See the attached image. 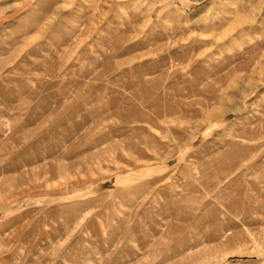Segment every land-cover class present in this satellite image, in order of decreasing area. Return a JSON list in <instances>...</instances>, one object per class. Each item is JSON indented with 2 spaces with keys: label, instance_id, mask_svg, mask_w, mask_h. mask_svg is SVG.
I'll return each mask as SVG.
<instances>
[{
  "label": "rangeland",
  "instance_id": "374dc122",
  "mask_svg": "<svg viewBox=\"0 0 264 264\" xmlns=\"http://www.w3.org/2000/svg\"><path fill=\"white\" fill-rule=\"evenodd\" d=\"M0 264H264V0L0 7Z\"/></svg>",
  "mask_w": 264,
  "mask_h": 264
},
{
  "label": "crops",
  "instance_id": "0c3cea01",
  "mask_svg": "<svg viewBox=\"0 0 264 264\" xmlns=\"http://www.w3.org/2000/svg\"><path fill=\"white\" fill-rule=\"evenodd\" d=\"M28 0H0V7L2 8V7H9V6H11L12 5V3H15V2H23V3H25V2H27ZM7 10H9V9H7Z\"/></svg>",
  "mask_w": 264,
  "mask_h": 264
},
{
  "label": "bare ground",
  "instance_id": "6f19581e",
  "mask_svg": "<svg viewBox=\"0 0 264 264\" xmlns=\"http://www.w3.org/2000/svg\"><path fill=\"white\" fill-rule=\"evenodd\" d=\"M164 87H165V86H164ZM164 93H165V92H164ZM206 109H207V106H206ZM193 111H194V110H193ZM200 111H203V110L201 109ZM207 111H208V110H207ZM200 113H201V112H200ZM191 117H192V116H191ZM120 135H121V134H120ZM120 135H119V136H120ZM26 169H27V168H26ZM15 170H16V169H15ZM200 173H201V172H200ZM3 174H4V173H3ZM3 174H2V175H3ZM26 174H27V173H26ZM204 174H205V173H204ZM201 175H202V174H201ZM221 181H222V180H221ZM228 183H229V182H228Z\"/></svg>",
  "mask_w": 264,
  "mask_h": 264
}]
</instances>
